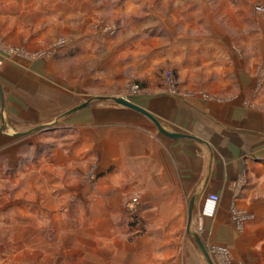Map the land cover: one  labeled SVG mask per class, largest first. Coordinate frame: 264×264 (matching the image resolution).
Instances as JSON below:
<instances>
[{
    "label": "rangeland",
    "instance_id": "obj_1",
    "mask_svg": "<svg viewBox=\"0 0 264 264\" xmlns=\"http://www.w3.org/2000/svg\"><path fill=\"white\" fill-rule=\"evenodd\" d=\"M205 45L204 55L187 53ZM179 52L196 61L186 73L197 82L219 63L230 78L235 67L244 71L246 103L264 113V0H0V264H107L103 250L115 240L148 234L129 207L135 197L114 198L126 183L110 181L114 169L99 164L101 144L94 155L79 143L126 109L109 99L141 106L161 94L184 97ZM24 78L38 83L32 100L15 84ZM55 91L63 93L57 106L36 103ZM29 101L35 117L19 116L18 102ZM86 102L100 119L90 117L84 132L77 113L62 116ZM43 125L50 129L17 136Z\"/></svg>",
    "mask_w": 264,
    "mask_h": 264
},
{
    "label": "crops",
    "instance_id": "obj_2",
    "mask_svg": "<svg viewBox=\"0 0 264 264\" xmlns=\"http://www.w3.org/2000/svg\"><path fill=\"white\" fill-rule=\"evenodd\" d=\"M206 49L205 45L201 52L187 53L204 55ZM214 50L222 56V48ZM180 52L176 62L182 73L180 93L184 97L161 94L150 102L145 99L141 106L168 133L196 139L167 136L149 118L126 108L108 115L111 124L107 131L93 126L92 142L88 136L79 143L91 145L94 155L97 143L101 144L99 164L114 169L110 181L126 183L124 191L113 192L114 198L119 199L122 192L124 198L135 197L129 207L142 215L146 228L150 227L148 234L134 242L115 240L108 252L103 250L107 253L103 261L206 264L193 237L195 232L208 251L221 258V264H264V113L246 103L249 95L244 88V71L235 67L236 74L230 78L219 63L213 68L216 73H199L204 80L197 82L186 73L196 61L191 57L187 60ZM197 59L204 61L203 57ZM15 84L29 100L39 92L36 80H18ZM194 86L202 89L192 93ZM61 93L55 91L51 99H36V103L42 109H52ZM18 103L22 109L19 116L28 112L29 117H35L30 101L27 107ZM12 107L15 112L19 109L15 104ZM86 110L77 113L75 119L79 122L76 128L84 132L92 128L86 124L90 117L94 123L100 119ZM84 112L88 115H81ZM214 196L217 202L211 200ZM194 198L189 227V207ZM118 204L116 199L110 201L109 211L116 212ZM130 228L135 229L131 224Z\"/></svg>",
    "mask_w": 264,
    "mask_h": 264
},
{
    "label": "water",
    "instance_id": "obj_3",
    "mask_svg": "<svg viewBox=\"0 0 264 264\" xmlns=\"http://www.w3.org/2000/svg\"><path fill=\"white\" fill-rule=\"evenodd\" d=\"M1 97H2V100L4 101V96H3L2 89H1ZM109 100L113 101L115 104L122 105V106H124L126 108H129L131 110H134V111L146 116L147 118H149L156 125V127L158 128V130L161 133H163V134H165L167 136H170V137H173V138H194V139H196L195 137H191V136H188V135L168 133L167 131L164 130V128L162 127V125L158 121V119L155 118L150 112H148L146 109L142 108L141 106L133 103L132 101H130L128 99L112 98V99H109ZM89 104H90V102H86V103H84V104L72 109L71 111L67 112L62 117H67V116H71L73 114H76V113L84 110L85 108H87L89 106ZM48 129H50V125H43V126H40V127L36 128V129H33L32 131H29L27 133L18 134L17 136H27V135H30L32 133L39 132V131H45V130H48ZM195 200H196V198L192 199V201L190 203V207H189V227H190V223H191L192 217H193V209H194ZM193 237H194L197 245L199 246L202 254L204 255V257L208 261V263L209 264H214L213 261H212V257L210 255L207 247L203 243L202 239L200 238L199 234L194 232L193 233Z\"/></svg>",
    "mask_w": 264,
    "mask_h": 264
},
{
    "label": "built area",
    "instance_id": "obj_4",
    "mask_svg": "<svg viewBox=\"0 0 264 264\" xmlns=\"http://www.w3.org/2000/svg\"><path fill=\"white\" fill-rule=\"evenodd\" d=\"M168 78H169L170 80L173 79L171 73H169V77H168ZM211 200H212L213 202H217V201H218V198L214 196V197L211 198Z\"/></svg>",
    "mask_w": 264,
    "mask_h": 264
},
{
    "label": "trees",
    "instance_id": "obj_5",
    "mask_svg": "<svg viewBox=\"0 0 264 264\" xmlns=\"http://www.w3.org/2000/svg\"><path fill=\"white\" fill-rule=\"evenodd\" d=\"M139 224H140V223H139L138 221H136V223H133L132 226L134 225V226L137 227Z\"/></svg>",
    "mask_w": 264,
    "mask_h": 264
}]
</instances>
